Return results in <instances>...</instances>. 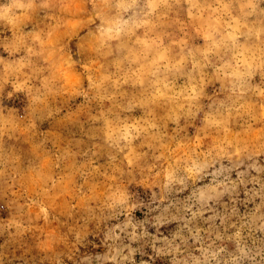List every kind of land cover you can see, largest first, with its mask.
<instances>
[{
	"label": "clouds",
	"instance_id": "1",
	"mask_svg": "<svg viewBox=\"0 0 264 264\" xmlns=\"http://www.w3.org/2000/svg\"><path fill=\"white\" fill-rule=\"evenodd\" d=\"M0 264H264V0L0 5Z\"/></svg>",
	"mask_w": 264,
	"mask_h": 264
},
{
	"label": "rangeland",
	"instance_id": "2",
	"mask_svg": "<svg viewBox=\"0 0 264 264\" xmlns=\"http://www.w3.org/2000/svg\"><path fill=\"white\" fill-rule=\"evenodd\" d=\"M5 3H7V0H0V5L5 4ZM66 80L68 81L69 84H71L73 82L74 77L71 74V71H68L66 73ZM48 147H51V145H48ZM62 219H63V217H62ZM40 223L43 224V221H41ZM51 227H52V229H54L56 226L52 225ZM49 230H51V229H49Z\"/></svg>",
	"mask_w": 264,
	"mask_h": 264
}]
</instances>
